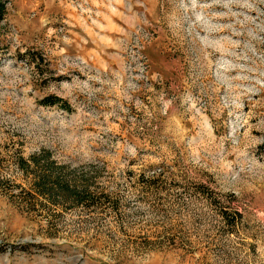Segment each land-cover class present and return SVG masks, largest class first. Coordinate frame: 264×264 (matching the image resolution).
Masks as SVG:
<instances>
[{
	"label": "rangeland",
	"instance_id": "1",
	"mask_svg": "<svg viewBox=\"0 0 264 264\" xmlns=\"http://www.w3.org/2000/svg\"><path fill=\"white\" fill-rule=\"evenodd\" d=\"M7 6L0 264H264V0ZM43 149L94 204L36 195Z\"/></svg>",
	"mask_w": 264,
	"mask_h": 264
},
{
	"label": "trees",
	"instance_id": "2",
	"mask_svg": "<svg viewBox=\"0 0 264 264\" xmlns=\"http://www.w3.org/2000/svg\"><path fill=\"white\" fill-rule=\"evenodd\" d=\"M7 9V0H0V23L5 18ZM33 57L40 68L45 61L44 56L37 52L33 54ZM44 102L48 105L62 103L64 108H69L67 100L56 95L45 96ZM51 156L49 150L43 149L38 154H32L29 160L24 157L19 158V167L27 174L33 173L34 175L33 184L36 195L57 206L66 203L94 204L96 196L91 188V183H93L91 177L80 180L79 177L69 176L63 171L64 167L59 166Z\"/></svg>",
	"mask_w": 264,
	"mask_h": 264
}]
</instances>
